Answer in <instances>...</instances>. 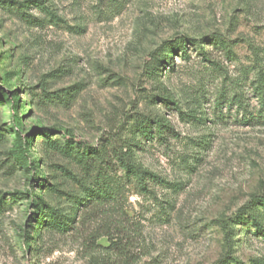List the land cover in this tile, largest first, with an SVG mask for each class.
Returning <instances> with one entry per match:
<instances>
[{
  "label": "rangeland",
  "instance_id": "374dc122",
  "mask_svg": "<svg viewBox=\"0 0 264 264\" xmlns=\"http://www.w3.org/2000/svg\"><path fill=\"white\" fill-rule=\"evenodd\" d=\"M252 197L264 0H0V264L264 262Z\"/></svg>",
  "mask_w": 264,
  "mask_h": 264
},
{
  "label": "trees",
  "instance_id": "16d2710c",
  "mask_svg": "<svg viewBox=\"0 0 264 264\" xmlns=\"http://www.w3.org/2000/svg\"><path fill=\"white\" fill-rule=\"evenodd\" d=\"M184 51H186V48L183 46L182 48ZM153 125L157 126V129L159 132H165L168 129H170V126L167 121L165 120H159L157 118H143L140 123V130L141 134L143 136L149 137L151 130L153 128ZM152 135V134H151ZM73 143V142H71ZM140 145V142H134L132 147H138ZM138 149V148H137ZM116 159L119 164V167L128 175L130 174H137L139 177L137 178V185L139 189L145 190L147 188V181H153L154 176L151 174H148L146 171L141 170L139 167H137L134 163L133 159V151L130 148H126V150H118L116 152ZM41 187V186H40ZM252 202H264V197H252ZM58 223L61 225L62 222L60 219H58ZM256 264H264V262L257 261Z\"/></svg>",
  "mask_w": 264,
  "mask_h": 264
}]
</instances>
